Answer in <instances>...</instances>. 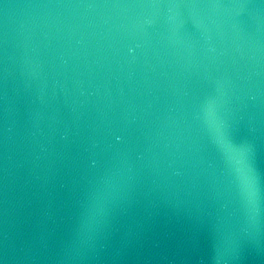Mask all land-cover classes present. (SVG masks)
<instances>
[{
  "label": "water",
  "instance_id": "95a60500",
  "mask_svg": "<svg viewBox=\"0 0 264 264\" xmlns=\"http://www.w3.org/2000/svg\"><path fill=\"white\" fill-rule=\"evenodd\" d=\"M0 264H264V0H0Z\"/></svg>",
  "mask_w": 264,
  "mask_h": 264
}]
</instances>
